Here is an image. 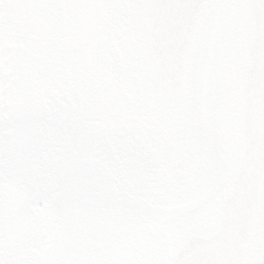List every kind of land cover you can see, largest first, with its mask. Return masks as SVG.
Segmentation results:
<instances>
[{
    "label": "snow or ice",
    "instance_id": "snow-or-ice-1",
    "mask_svg": "<svg viewBox=\"0 0 264 264\" xmlns=\"http://www.w3.org/2000/svg\"><path fill=\"white\" fill-rule=\"evenodd\" d=\"M0 264H264V0H0Z\"/></svg>",
    "mask_w": 264,
    "mask_h": 264
}]
</instances>
